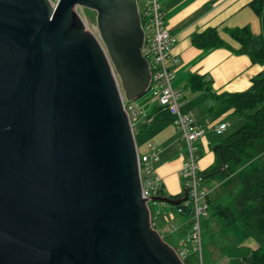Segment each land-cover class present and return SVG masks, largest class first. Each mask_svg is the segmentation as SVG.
Listing matches in <instances>:
<instances>
[{
	"label": "water",
	"instance_id": "obj_1",
	"mask_svg": "<svg viewBox=\"0 0 264 264\" xmlns=\"http://www.w3.org/2000/svg\"><path fill=\"white\" fill-rule=\"evenodd\" d=\"M144 43L137 0H0V264H185L125 112L149 91Z\"/></svg>",
	"mask_w": 264,
	"mask_h": 264
},
{
	"label": "trees",
	"instance_id": "obj_2",
	"mask_svg": "<svg viewBox=\"0 0 264 264\" xmlns=\"http://www.w3.org/2000/svg\"><path fill=\"white\" fill-rule=\"evenodd\" d=\"M248 6L261 20L263 44L250 54L254 64L263 67V70L252 79L251 88L239 93H213L211 80L206 77L192 75L185 85L192 92H206L214 100L232 110V115L240 118L243 124L229 136L218 141L213 147L214 163L204 170L199 171V177L204 185L212 182H224L242 167H245L242 188L233 197L227 200L215 201L210 194L206 197L209 206L208 216L200 220L201 231L208 230L209 223L216 221L220 227V237L210 234L209 241H225L221 244V260L225 264H264V166L254 161L255 150L264 142V0H252ZM227 34L242 46H248L254 41L251 28L228 29ZM192 45L201 50H214L226 48L238 54L219 36L216 28H207L202 33L192 36ZM162 109L150 112L148 119H152ZM158 122L173 123V119L164 116ZM150 123H141L139 129L145 130ZM254 150V151H253ZM186 189L178 196H170L174 199L184 197ZM160 195L168 196L164 189ZM185 218L188 228L193 230L195 218L194 205L185 201L178 206H172ZM181 211V212H180ZM239 225L246 239H254L258 246L250 248L236 242L227 240L232 228ZM177 233L172 235L166 243L176 248ZM184 239V238H183ZM217 243V242H216ZM179 244V243H178ZM203 231L201 246L203 248ZM218 247L219 244H217ZM193 255V254H192ZM195 255V254H194ZM196 260V259H195ZM196 263V262H195Z\"/></svg>",
	"mask_w": 264,
	"mask_h": 264
},
{
	"label": "crops",
	"instance_id": "obj_3",
	"mask_svg": "<svg viewBox=\"0 0 264 264\" xmlns=\"http://www.w3.org/2000/svg\"><path fill=\"white\" fill-rule=\"evenodd\" d=\"M252 0H164L163 9L166 13V26L172 34L177 35L178 42L174 49L179 63L172 66L176 72V85L182 89L188 78L192 75L206 77L211 80L213 93H239L251 88L252 79L258 75L263 67L254 64L250 54L263 44L261 20L248 6ZM250 27L254 41L248 46H242L233 40L228 34V29ZM216 28L219 36L229 46L240 53L236 54L226 48L214 50H201L192 45V36L202 33L207 28ZM259 41L256 43V39ZM185 88V87H184ZM184 90V89H183ZM190 90V89H187ZM191 91V90H190ZM185 93L183 112L191 115L192 119L200 126L211 125L218 121L227 123L230 118H238L232 115V110L218 103L206 92ZM216 104V105H215ZM158 108H151V112ZM239 123H243L239 118ZM174 126L173 123H170ZM209 131L199 143L201 153L212 151ZM178 137H166L159 140L158 144L163 148V154L168 153V160L160 168L157 166V176L161 179L164 191L169 196H178L183 193L178 187L181 170L186 160L185 147L179 148ZM181 140V138H180ZM184 142V141H183ZM166 144L164 147L163 144ZM185 144V143H184ZM168 151V152H167ZM173 151V152H171ZM199 151V152H200ZM213 152V151H212ZM205 154V151H204ZM214 154V153H213ZM254 161L264 165V142L255 149ZM162 160V158H161ZM214 156L209 157L207 164H200L199 171L210 168L214 163ZM183 180V179H182ZM182 180L180 185L182 186ZM166 182V184H165ZM184 187V185H183ZM251 239L238 244L254 248ZM225 264V263H224Z\"/></svg>",
	"mask_w": 264,
	"mask_h": 264
},
{
	"label": "built area",
	"instance_id": "obj_4",
	"mask_svg": "<svg viewBox=\"0 0 264 264\" xmlns=\"http://www.w3.org/2000/svg\"><path fill=\"white\" fill-rule=\"evenodd\" d=\"M163 1L141 0L140 4L142 6H139L137 0L141 26L145 35L142 53L149 62L151 79L149 91L145 95L147 96V101L142 105L133 103L134 101L124 95L123 101L125 112L128 114L133 131L141 123H150L151 119H148V116L151 108L156 107L170 112L174 126L181 133L182 141H184L186 149L189 151V158L185 160L181 176L184 188L189 193L190 202L194 205L195 218L191 235L182 239L175 250L182 259L186 258L189 253H199L201 255L199 259L202 263L200 220L208 216L209 206L206 202V197L209 193L205 190V185L199 177V170L195 163V152L198 150L197 143L203 140L209 131H212L216 136H222L228 129V124L218 121L215 124L200 126L195 123L190 114L183 112L185 93L183 89L176 86L177 76L172 69V66L179 63L177 56L174 54L178 37L172 34L166 26V13L163 9ZM56 5L53 6L55 7ZM126 99L131 102L127 103ZM146 146L149 152L144 155H140L138 152V159L142 196L149 207L152 198L159 196V192L164 189L161 179L155 174L164 150L159 144L152 141L148 142ZM201 200L205 201L201 203ZM165 231L171 235L178 232L174 225H169ZM192 243H195L196 246H192Z\"/></svg>",
	"mask_w": 264,
	"mask_h": 264
},
{
	"label": "rangeland",
	"instance_id": "obj_5",
	"mask_svg": "<svg viewBox=\"0 0 264 264\" xmlns=\"http://www.w3.org/2000/svg\"><path fill=\"white\" fill-rule=\"evenodd\" d=\"M50 1H51L52 5H56L58 2L57 0H50ZM138 2H139V6H142V4H140L141 0H138ZM81 9L85 15V24H86L87 29L89 31L95 33L97 36H99L98 30H97V22H96L97 13L90 11V10H87V9H84V8H81ZM258 41H259V39L257 38L256 43ZM184 87L182 89H184V91H186L189 95H191V91L187 90ZM126 101H127V103L131 102L127 99H126ZM145 101H147V96H145V97H143L137 101H134L133 103L138 104V105H142ZM218 103H220V102H218ZM164 116L171 117V114L167 110L162 109L160 112H158L155 116L152 117V119L150 120V124H149L147 129L142 130V129L136 128L134 130L135 131L134 132L135 140H136L138 152L140 155H144V154H147L149 152L147 149V146H146V144L148 142L152 141V142H156L158 144L159 140L161 141L166 137H172V136L178 137L179 138L178 139L179 148L183 150V148L185 147V144L181 138V133L175 126H173L170 123L158 122V120H161ZM237 120H239V118H230L227 120L228 129L225 131L224 135L216 136L213 132L211 134H209V138L211 139L212 144L215 145L218 141L229 136L235 130H237L243 124V123L237 122ZM180 138H181V140H180ZM163 145H164V147L166 146L165 143ZM185 151L187 152V156H186L187 158L186 159H188L189 158V151H188V149H186V147H185ZM199 151L200 150L198 149L195 152V156H196L195 163H196L198 170H199L200 164L202 162L205 165V164H207L209 157L214 156V154L211 150L205 149L204 150L205 154H204V151L202 153H201V151L200 152ZM171 152H173V151H171ZM167 155H168V153H165L162 156L161 162L157 165V166H159V168L162 165H164L168 160H170ZM244 168L245 167L239 168L234 173V175H232L229 179H227L224 182L216 181V182L206 184L205 190L210 194L211 198L215 201H218V200L225 201V200H227V198L233 197L242 188L243 176H244V172H245ZM155 174L157 175V172H155ZM182 179H183L182 176H180V180H182ZM180 180H179V176H178V181L181 182ZM179 182L177 183L178 187L180 188L179 192H182L184 188H183V185L181 186ZM182 183H183V180H182ZM165 184H166V182H165ZM204 201L205 200H201V203H203ZM149 209L151 211L152 225H153L154 229L161 234L164 241L165 240L170 241V238L173 237L170 233L165 231V229L169 225H174L176 227V229L178 230V232H177L178 235H176V238H174V241L176 242V247L179 245L178 243L183 238H188L191 235L192 230L189 229L188 224L185 223V218L183 216H181L174 208H172V206L164 205V204H156L154 202H151L149 204ZM207 228H209V229L206 231H204L205 229L202 230L203 231V244H204V246L202 248V263L199 259V257L201 256L199 253H192L193 255L191 253H189L186 256V258L182 259L185 264H224V261L221 260L222 251L220 248H221V246H223L221 244L225 243V241H218V239H215V242L209 241L210 234H212V233H214V236L220 237L219 224L216 221H211ZM227 240L229 242L240 243V242H243L247 239L245 237H243L240 226L235 225L232 228L230 234L228 235ZM250 241L252 242V246L254 248H256L258 246L257 242L254 239L251 238ZM217 244H219V246L220 245L221 246L218 247ZM191 245L196 246L195 243H192Z\"/></svg>",
	"mask_w": 264,
	"mask_h": 264
}]
</instances>
